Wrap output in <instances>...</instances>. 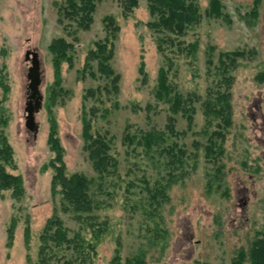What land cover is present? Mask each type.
Here are the masks:
<instances>
[{
	"label": "rangeland",
	"instance_id": "374dc122",
	"mask_svg": "<svg viewBox=\"0 0 264 264\" xmlns=\"http://www.w3.org/2000/svg\"><path fill=\"white\" fill-rule=\"evenodd\" d=\"M122 1L101 0L89 28L78 29L65 19L64 24L69 25L65 30L56 5L64 0H0V70L8 84L7 92L0 86L8 117L3 129L16 163L15 169L8 170L22 176L25 189L20 199L13 198L9 190L0 192V264H34L41 233L54 214L64 221L71 236L79 230V223L61 211L60 197L52 189L49 117L53 114L56 118L68 172L96 177L83 148L82 111L94 103L84 99L87 90L103 82L88 74L79 76L92 43L105 37L103 19L109 15L120 27L112 59V66L121 77L119 106L111 108L107 117L94 121V131L112 138L120 176L108 188L111 195L102 197L106 205L99 211V219L108 221L109 228L91 264H111L116 249L125 260L140 247L147 249V264H232L238 251H248L257 233L264 230V84L255 79L264 66V0L258 17L251 16L254 0H220L228 20L209 17L206 11L210 0L198 1L202 20L183 37L187 43H198L195 59L179 58L172 76L180 93L199 99L194 104L196 113L191 128L184 117L175 116L176 129L184 133L181 142L197 159L191 168L186 167L187 176L169 189L163 212L167 236L160 244H151V248L147 246L141 214L124 206L128 181L135 175L140 177L142 172L133 168L135 159L127 156L123 135L127 125L133 130H162L170 112L153 96L163 56L157 48V33L148 26L152 18L147 1L139 0L129 16L123 14ZM60 37L74 44L75 59L72 67L62 64V93L51 101L49 88L54 73L48 47ZM27 51L37 54L41 71L43 106L36 114V136L25 126L31 66L25 58ZM235 51L247 55L237 60L236 69L229 71L233 78L232 124L223 129L224 139H219L221 157H206L208 138L219 129L218 121L207 122L202 103L209 90L218 89L220 54ZM209 55L211 64L207 61ZM142 63L146 79L140 73ZM107 105L110 107L111 103ZM129 169L135 174L130 175ZM147 175L156 177L153 164ZM12 220L15 228L10 243L8 228ZM86 237H91L89 232Z\"/></svg>",
	"mask_w": 264,
	"mask_h": 264
},
{
	"label": "trees",
	"instance_id": "16d2710c",
	"mask_svg": "<svg viewBox=\"0 0 264 264\" xmlns=\"http://www.w3.org/2000/svg\"><path fill=\"white\" fill-rule=\"evenodd\" d=\"M101 0H64L63 4H56L59 21L64 29L66 19L69 24L74 23L78 29H87L93 23L97 4ZM152 18L148 23L151 30L157 33V48L163 56V64L159 69L157 84L154 89V99L157 103L167 106L170 114L162 130L132 129L127 125L123 135V144L128 148L127 156L134 158L133 168L142 172L140 177L128 181L124 206L132 213H140L145 224L147 246L160 244L167 236L163 227L164 206L169 201L168 191L172 185L187 176L188 168L195 164L197 156L192 155L181 142L184 133L176 129V115L184 117L191 128L196 113L195 101L198 98L180 93L172 81L176 73L175 67L179 58L195 59L197 42L187 43L183 37L188 31L197 27L202 15L199 0H146ZM139 0H123L124 16H129L137 8ZM261 0H254L251 11L252 17H258ZM206 15L214 18L228 16L223 12L220 0H210ZM105 37L92 43L86 56L85 69L79 76L84 78L88 74L91 78L102 80L103 84L87 90L84 99L93 100L92 106L82 111L83 148L87 152L96 177L89 178L80 173H69L64 161L65 150L58 135V125L53 114L49 117L48 144L53 158L49 167L53 169L52 189L59 195V205L63 213L68 214L79 223V230L72 236L64 221L54 214L49 218L40 236L38 257L34 264H91L103 234L108 231V221L99 219V211L106 205L102 197L110 196L108 190L119 179V160L113 153V140L106 133L94 131V121L109 115L111 108L118 107L120 75L112 66L115 53V41L119 33V25L114 16L103 19ZM75 34V32L73 33ZM52 55L54 82L49 88V100L54 101L62 93L61 66L66 63L72 67L75 59V46L65 38L54 39L48 47ZM244 51L224 52L220 54L218 67L220 81L218 89L209 90L202 103L208 123L218 121V131H213L205 146L206 157H221L224 139L223 129L232 124V104L230 86L231 68L236 69L238 59L245 58ZM207 61L211 64L212 57ZM94 64V65H93ZM143 79L147 74L144 63L140 66ZM256 81L264 84V66L256 75ZM0 86L4 92L8 91V84L0 70ZM6 97L0 98V192L9 190L15 199L25 194L24 181L21 175L12 174L8 168L15 169L14 152L4 133L8 125V117L3 107ZM107 103H111L108 107ZM219 140V144L217 141ZM222 141V140H221ZM213 154V155H210ZM210 155V156H208ZM193 161V162H191ZM153 164L156 177H149L148 169ZM145 166V168H144ZM189 166L188 168H186ZM222 168V166H221ZM130 175L135 171L129 169ZM115 180V181H114ZM15 221H11L8 228L9 242L12 243ZM89 232L91 237H86ZM29 235L26 232L28 244ZM147 249L143 247L131 257L122 259L120 250H115L111 264H147ZM264 264V230L257 233L248 251L241 249L234 257L232 264ZM196 264H201L196 262Z\"/></svg>",
	"mask_w": 264,
	"mask_h": 264
},
{
	"label": "water",
	"instance_id": "95a60500",
	"mask_svg": "<svg viewBox=\"0 0 264 264\" xmlns=\"http://www.w3.org/2000/svg\"><path fill=\"white\" fill-rule=\"evenodd\" d=\"M32 55V57H31ZM26 61H30L28 78V96L25 108V126L36 136L38 133V124L36 122V114L39 113L43 106V95L40 90L41 71L40 62L35 52L27 51Z\"/></svg>",
	"mask_w": 264,
	"mask_h": 264
}]
</instances>
